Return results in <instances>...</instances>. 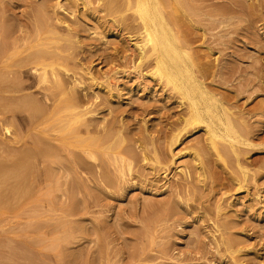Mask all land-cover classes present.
<instances>
[{"label": "rangeland", "instance_id": "1", "mask_svg": "<svg viewBox=\"0 0 264 264\" xmlns=\"http://www.w3.org/2000/svg\"><path fill=\"white\" fill-rule=\"evenodd\" d=\"M108 1L0 0V151H57L0 207V264H264V0H184L175 14L220 116L247 126L219 155L210 115L182 129L187 98L152 58L139 64L135 9ZM50 62L60 88L40 79Z\"/></svg>", "mask_w": 264, "mask_h": 264}, {"label": "bare ground", "instance_id": "2", "mask_svg": "<svg viewBox=\"0 0 264 264\" xmlns=\"http://www.w3.org/2000/svg\"><path fill=\"white\" fill-rule=\"evenodd\" d=\"M109 1L106 4L108 6L106 8L113 9L115 7V5H113L114 2L112 3L111 0ZM183 1L184 0H124V11L126 12L127 9L129 11V8L135 9L139 17L136 15L135 16L138 17L142 23L141 28L143 31L139 30L142 31V35L140 34V38L134 42V45L138 50L140 57L139 64L144 62L145 60L152 58L151 60H153V67L151 70V74L154 76L157 75L160 80H164L166 84L171 85L172 88L181 95L182 99L186 100L185 98H187L189 115L183 118L184 126L182 129H185L187 131L188 129L186 128H188L189 125H193L194 123L197 124L200 122L202 123L207 119L205 117V114L210 115V119H207L208 121L204 125L206 127V131L209 133V137H207L206 139L209 138V144L218 152L219 155V153L223 150L228 151L229 146H234V144L240 143L242 141V138H244V135L242 137V134H246V132L243 133L241 128L243 129L244 127L240 128L238 124H240L241 126V124L244 122L241 119L238 120L237 118L233 117V111L231 114L230 111L227 110L228 107H224L225 118H222L218 111V107H220L219 105L222 106V103L219 104L218 99L214 96H209L207 90L204 87V84H202L197 78L194 67H201L202 64L200 60L198 61L197 58L193 56L195 55L194 50L191 49L192 46L190 47V44L186 38V33L179 29V31H177V28H175L174 26L176 25L174 24V22H176L178 19V17H176L177 15H175L176 12L179 11V9H184L185 11V7L183 4L186 5V3H182ZM168 4H170V6H168ZM123 12L121 14H123ZM121 17L124 19L125 15H122ZM138 29L140 28L138 27ZM52 64V62L48 64L49 66H51L49 68L51 70H47L46 67L42 69L43 71H41L40 73V79H47V73L48 71H50L51 75H53L54 77L52 78L54 79L55 87L60 88L62 87L61 85L63 83L59 82L60 80L57 81L59 78L57 74L58 70H55V66ZM35 68L37 67L35 66ZM35 68L33 69L34 71ZM202 68L205 67L202 66ZM2 83L4 82L2 81ZM17 89L19 90L20 88ZM212 98L216 102L210 101L212 100ZM203 101L205 102V104ZM22 102L23 104L20 106H23L25 110L27 109L26 111H29L30 113L34 114V112L40 110L39 104H36L37 101L35 102L32 98L26 96V98L22 100ZM74 112L76 113H74L75 115L73 114L72 117H77L75 119L83 118V116L86 114V111H83V109L78 111H76L75 109ZM215 120L220 122V124L224 125L226 134L219 133L212 126V122H214ZM236 120H238L239 122H237ZM242 125L246 126L245 123ZM6 130H9V128H6ZM181 130L178 131L177 134H175L173 139L174 141L179 140L178 138L180 136ZM243 130L247 131L246 129ZM227 139H229V141ZM221 140H223L224 142L228 141L227 143L229 145H226V143L224 144ZM1 146L2 145H0V148ZM3 146L2 148L4 150L5 148ZM231 150L233 149L231 148ZM237 150H239V148H237ZM195 153L196 154L194 156V160H200V154L197 152ZM45 154H52L51 157L54 155V159L55 155L57 154V151H54L53 147H51L50 144L45 140L42 141V145L40 143V145L37 144L33 147H25L17 151L10 149V151L8 150V152L6 153H4V151L3 153L0 151V207H7L12 204V202H15L16 200L18 201L20 198H23V196H26V194L30 192V189L32 187L31 185L33 183L31 178L33 160H36V158ZM188 165L185 164L184 167L182 166L181 169V171H183V173H186L187 175L189 170ZM241 167L242 166H240V168ZM227 240V244L230 247L232 246V243H235V240L231 238Z\"/></svg>", "mask_w": 264, "mask_h": 264}]
</instances>
